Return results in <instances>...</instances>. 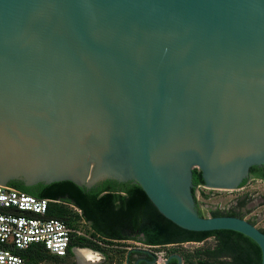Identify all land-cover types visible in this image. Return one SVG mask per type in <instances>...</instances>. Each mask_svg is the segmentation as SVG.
Instances as JSON below:
<instances>
[{
	"label": "water",
	"instance_id": "1",
	"mask_svg": "<svg viewBox=\"0 0 264 264\" xmlns=\"http://www.w3.org/2000/svg\"><path fill=\"white\" fill-rule=\"evenodd\" d=\"M247 178L264 180V0H0V185L77 207L142 189L264 264V233L200 215L191 190Z\"/></svg>",
	"mask_w": 264,
	"mask_h": 264
},
{
	"label": "trees",
	"instance_id": "2",
	"mask_svg": "<svg viewBox=\"0 0 264 264\" xmlns=\"http://www.w3.org/2000/svg\"><path fill=\"white\" fill-rule=\"evenodd\" d=\"M198 185L202 184L196 183L191 189L194 199V191ZM66 204L67 202L63 201L50 202L45 216L59 218L72 225L70 223L72 214ZM239 204H242V201H239ZM77 208L80 209V217L90 229L91 238L78 236L73 239L66 255L71 253L70 246L87 247L101 252L100 242L134 239L147 245L180 244L190 241L201 242L211 236L214 241L211 247L195 250L196 264H260L259 248L250 238L226 229L211 231L182 229L162 216L142 189H132L128 192L106 190L82 199ZM209 212L210 215H221L220 210L216 208H209ZM198 213L201 215L199 209ZM15 252L27 262L35 264L38 259L44 257V253L58 258L39 245H31ZM180 257L184 258L182 255Z\"/></svg>",
	"mask_w": 264,
	"mask_h": 264
},
{
	"label": "built area",
	"instance_id": "3",
	"mask_svg": "<svg viewBox=\"0 0 264 264\" xmlns=\"http://www.w3.org/2000/svg\"><path fill=\"white\" fill-rule=\"evenodd\" d=\"M50 202L58 200L32 197L0 185V264H35L15 252L31 245H39L49 254L63 257L71 241L83 236L81 231L64 220L45 216ZM73 208L80 214L76 207ZM141 245L153 250L156 263L165 261L168 252L164 249Z\"/></svg>",
	"mask_w": 264,
	"mask_h": 264
},
{
	"label": "rangeland",
	"instance_id": "4",
	"mask_svg": "<svg viewBox=\"0 0 264 264\" xmlns=\"http://www.w3.org/2000/svg\"><path fill=\"white\" fill-rule=\"evenodd\" d=\"M262 193H264V183L259 180L250 181L242 189L216 190L200 185L196 188L195 201L198 203V209L203 216H210L209 208L224 211L230 205L233 206V203L236 201H242V205L238 207H241L244 216L242 218L247 220L258 215L260 219L259 221H257L258 219L255 220V225L256 227H262L264 226V208L258 207L259 198H256L258 197L257 195H261ZM66 207L72 214L70 223L83 233V237L90 239V229L80 217V214H77L73 206L66 204ZM213 242V238L209 236L201 242L171 244L154 249L162 248L168 253H177L184 256L182 259L183 264H196L197 255L195 254V250L211 247ZM141 244L140 241L134 239L116 240L107 243L100 242L101 252L87 247H75L76 250L71 255H66L60 259L44 253V257L38 259L37 264H121L123 263L126 249L129 247H139ZM78 251H90L96 255V258L95 260H85L83 257L78 256Z\"/></svg>",
	"mask_w": 264,
	"mask_h": 264
},
{
	"label": "flooded vegetation",
	"instance_id": "5",
	"mask_svg": "<svg viewBox=\"0 0 264 264\" xmlns=\"http://www.w3.org/2000/svg\"><path fill=\"white\" fill-rule=\"evenodd\" d=\"M255 180H259L260 182H262V183H264V180H262V179H259V178H247V179H245L244 181H242L240 184H239V187L238 188H243L244 187V185L245 184H247V183H249L250 181H255ZM198 186H200V185H198ZM197 186V187H198ZM196 187V188H197ZM196 188H195V191H194V194L196 195ZM258 197H256V198H259V200H258V207H262V208H264V193H262L261 195H257ZM254 198V197H253ZM256 200V199H255ZM72 205V206H74L73 204H70V203H67V205ZM197 205V207H198V203H196ZM235 205V206H234ZM239 205H242V204H239V201H236L235 203H233V206L232 205H230L229 206V208L228 209H225L224 211H220L219 212V214H221V215H233V216H238V217H244L243 216V213H242V211H241V207L240 208H238L239 207ZM74 207H76V206H74ZM77 208V207H76ZM79 211H80V209L79 208H77ZM258 219V220H257ZM259 216L258 215H255V217L254 218H250V219H247L249 222H251L252 224H254L255 225V223H256V221L255 220H257V221H259ZM256 226V225H255ZM258 229H260L263 233H264V226H262V227H257ZM126 240H128V239H126ZM191 242V241H190ZM182 243H187V242H182ZM168 245H171V243H166V244H157V245H150V246H153L154 248H156V247H165V246H168ZM73 247L74 246H70V250L71 249H73ZM130 248V247H129ZM128 248V249H129ZM128 249H126V251L124 252V260H123V263H121V264H124L125 263V260H126V257H127V261H128V263L129 264H134V262H135V260L137 259V258H140V257H143V260H140L139 262H138V264H158V263H156V261H155V258H154V255H153V250H148L149 251V255H145V254H139V253H135V252H130V253H128L127 254V251H128ZM76 250V249H75ZM170 253H168L167 254V256L169 255ZM179 255V254H178ZM166 256V257H167ZM162 264H164V262L162 263ZM167 264H177V260L176 259H174V258H171L168 262H167ZM180 264H183V261H182V258H181V262H180Z\"/></svg>",
	"mask_w": 264,
	"mask_h": 264
},
{
	"label": "bare ground",
	"instance_id": "6",
	"mask_svg": "<svg viewBox=\"0 0 264 264\" xmlns=\"http://www.w3.org/2000/svg\"><path fill=\"white\" fill-rule=\"evenodd\" d=\"M78 256L83 257V259L86 260H95L96 258V255L91 253L90 251H78Z\"/></svg>",
	"mask_w": 264,
	"mask_h": 264
},
{
	"label": "crops",
	"instance_id": "7",
	"mask_svg": "<svg viewBox=\"0 0 264 264\" xmlns=\"http://www.w3.org/2000/svg\"><path fill=\"white\" fill-rule=\"evenodd\" d=\"M142 243V242H141ZM142 244H144V243H142ZM139 247H142V245L141 246H139ZM76 248L75 247H73V249H71L70 251H71V253L70 254H68V255H71L72 254V252H74V250H75ZM66 256V255H65ZM65 256H63V257H65ZM63 257H58L57 259H60V258H63ZM86 260V259H85Z\"/></svg>",
	"mask_w": 264,
	"mask_h": 264
}]
</instances>
